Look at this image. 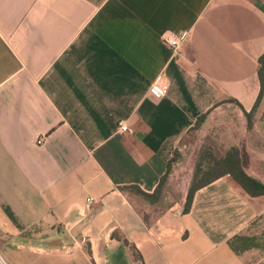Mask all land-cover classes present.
<instances>
[{
	"label": "crops",
	"instance_id": "1",
	"mask_svg": "<svg viewBox=\"0 0 264 264\" xmlns=\"http://www.w3.org/2000/svg\"><path fill=\"white\" fill-rule=\"evenodd\" d=\"M261 55L264 0H0V264H264V194L222 176L147 225L121 189L230 99L264 186Z\"/></svg>",
	"mask_w": 264,
	"mask_h": 264
},
{
	"label": "rangeland",
	"instance_id": "2",
	"mask_svg": "<svg viewBox=\"0 0 264 264\" xmlns=\"http://www.w3.org/2000/svg\"><path fill=\"white\" fill-rule=\"evenodd\" d=\"M237 114L238 109L233 104L216 106L205 117L200 128H192L184 134L174 150L178 157L175 156V161L170 163L157 203L148 204L134 190L126 189L127 197L140 213V217L146 219L147 225L164 213L182 211L198 150L203 146L209 147L216 157L227 150L232 140L243 135Z\"/></svg>",
	"mask_w": 264,
	"mask_h": 264
},
{
	"label": "trees",
	"instance_id": "3",
	"mask_svg": "<svg viewBox=\"0 0 264 264\" xmlns=\"http://www.w3.org/2000/svg\"><path fill=\"white\" fill-rule=\"evenodd\" d=\"M257 78L259 84V92L255 99V102L250 109L249 112H244L241 110V113L245 119V128L249 130L251 127L252 115L255 112L260 99L264 93V55H261L257 59ZM228 103L236 105L239 109L240 106L234 100H227ZM221 102L214 103L210 109H208L205 113L200 114L196 117L193 125L190 129H198L205 121V117L210 113V111L219 105ZM264 114V113H263ZM189 129V130H190ZM178 157V154L174 151L172 157L166 163V170L163 176L159 179L158 184L154 188V190L150 193H144L140 191L138 188L134 186H128L121 188L134 190L143 200H145L148 204L157 203L160 198V189L163 183L165 174L169 170L170 163L175 161L174 157ZM228 176L230 177L236 184L240 186V188L250 196H257L264 194V186H262L259 182H257L252 177L248 176L241 165L239 152L235 146L229 147L227 150L222 152L218 157L212 154L209 147H201L194 160L193 169L190 177V181L185 193L184 205L182 209V213H186L189 207V203L192 197L193 192L214 181L215 179Z\"/></svg>",
	"mask_w": 264,
	"mask_h": 264
},
{
	"label": "built area",
	"instance_id": "4",
	"mask_svg": "<svg viewBox=\"0 0 264 264\" xmlns=\"http://www.w3.org/2000/svg\"><path fill=\"white\" fill-rule=\"evenodd\" d=\"M164 43L167 44L173 51L177 50L178 48L177 40L172 39L170 37H165ZM162 92H163V88H162L161 80H156L155 82H153V84L150 86V94L152 96L158 97L162 94ZM116 127L119 133H126L129 131L126 124L123 121H118L116 124ZM39 142H40V139L38 140V143ZM90 202H91L90 199L86 200V206H85L86 208H88V205Z\"/></svg>",
	"mask_w": 264,
	"mask_h": 264
}]
</instances>
